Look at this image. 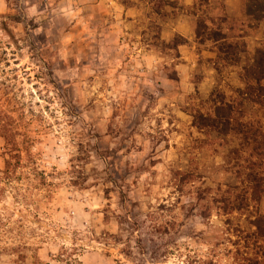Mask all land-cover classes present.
Masks as SVG:
<instances>
[{"label": "rangeland", "instance_id": "374dc122", "mask_svg": "<svg viewBox=\"0 0 264 264\" xmlns=\"http://www.w3.org/2000/svg\"><path fill=\"white\" fill-rule=\"evenodd\" d=\"M198 15L244 43L238 64L213 67ZM175 35L187 42L170 48ZM262 47L243 0H0V109L46 180L0 173V264H245L261 239L244 214L217 213L235 141L196 130L186 108L214 88L235 96Z\"/></svg>", "mask_w": 264, "mask_h": 264}, {"label": "trees", "instance_id": "16d2710c", "mask_svg": "<svg viewBox=\"0 0 264 264\" xmlns=\"http://www.w3.org/2000/svg\"><path fill=\"white\" fill-rule=\"evenodd\" d=\"M196 5L194 2L192 7ZM243 9L245 16L252 21L264 19V0H243ZM207 20L210 19L197 16L194 36L199 44H212L215 50L213 67L220 71L238 64L240 53L245 50L244 43L228 38L219 27L208 25ZM186 42L183 37L175 35L169 47L176 48ZM239 80L243 86L236 88L235 96H226L222 90L214 88L204 100L189 104L186 111L191 117L192 127L199 132H215L223 138L219 142L221 145L227 144L229 137L234 139V145L228 148L225 155V165H229L236 182L229 185L225 190L227 194L223 192L218 200L217 213L228 215L236 211L247 217L261 244L255 245L256 249L250 257H244L245 264H264V213L257 208L264 194V47L255 49L250 61L242 66ZM0 140L5 157L0 173L7 183L17 169L27 167L35 177L39 176L38 185L46 184L29 151L26 136L21 133L15 118L3 109H0ZM23 156L26 157V164L22 163ZM180 177V187L191 185L194 181V174L188 171L180 172ZM196 198L203 201L200 215L208 218L213 196L208 194V189H199ZM17 257L15 264H22V256L18 254Z\"/></svg>", "mask_w": 264, "mask_h": 264}]
</instances>
